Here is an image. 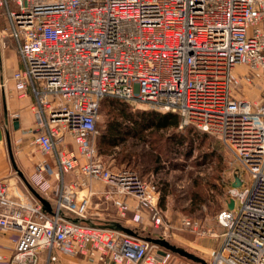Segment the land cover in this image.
I'll list each match as a JSON object with an SVG mask.
<instances>
[{"label":"built area","instance_id":"obj_1","mask_svg":"<svg viewBox=\"0 0 264 264\" xmlns=\"http://www.w3.org/2000/svg\"><path fill=\"white\" fill-rule=\"evenodd\" d=\"M0 7L22 64L13 74L17 96L33 97L30 143L54 166L40 160L29 175L51 212L0 180V229L15 233L7 264L168 262L170 251L158 244L85 221L98 193L121 215L128 198L156 206L135 170L98 156L104 97L178 114L223 142L241 171L216 213L220 241L208 264H264V84L257 101L244 96L255 79L264 81V0H0ZM181 222L197 229L191 217ZM149 225L164 238L166 228Z\"/></svg>","mask_w":264,"mask_h":264},{"label":"rangeland","instance_id":"obj_2","mask_svg":"<svg viewBox=\"0 0 264 264\" xmlns=\"http://www.w3.org/2000/svg\"><path fill=\"white\" fill-rule=\"evenodd\" d=\"M6 21L0 7V29L6 31L4 44L16 52L17 43L10 35ZM16 60L19 63L18 53ZM237 71L240 75L248 74L245 67H238ZM263 84L261 78L255 79L244 96L250 95L257 101ZM5 91L11 94L9 79ZM164 113L167 112L141 102L110 97L101 100L95 138L98 156L114 168L125 166L140 174L156 195V206L143 205L137 210L136 200L128 198L130 207L134 206V209L124 210L121 215L98 193L92 198L86 219L96 224L119 222L140 238L160 235L162 229L149 225L157 222L160 227L166 228L163 230L166 240L209 263L210 251L219 245L221 234L216 213L225 206L231 179L241 171V167L219 138L201 131L190 122H184L178 114H175L178 119L175 127L156 129L151 126L153 119ZM3 123L1 112L0 125L3 126ZM8 130L13 156L24 147L30 157L39 158L37 163L43 159L50 161L49 156L42 155L30 143L28 135L17 137V132L11 127ZM2 141L3 147L7 148L4 138ZM13 172L17 175L14 169ZM25 177L29 181V176ZM18 180L28 194L29 190L19 176ZM93 187L102 190L104 185L93 181ZM185 217L197 220V229L184 227L181 221ZM170 253L166 264H202L172 251Z\"/></svg>","mask_w":264,"mask_h":264},{"label":"crops","instance_id":"obj_3","mask_svg":"<svg viewBox=\"0 0 264 264\" xmlns=\"http://www.w3.org/2000/svg\"><path fill=\"white\" fill-rule=\"evenodd\" d=\"M7 27V21H6ZM6 31L0 29V114L4 115L5 111L8 110L7 115V128L12 127V121L17 119L19 126L17 129H13L17 137L29 136L30 132L34 130L36 123V114L31 108L33 103L32 95L19 98L15 89L13 74L15 71L21 68V60H16V52L13 48L8 49L5 46ZM15 42V41H14ZM11 88V94L5 93L6 86L8 84ZM4 81L5 88L2 87L1 83ZM4 126V123H3ZM2 124L0 125L3 128ZM16 165L23 172L25 176H29L35 170V164L39 158L30 157L25 148L22 147L14 156ZM48 162V161H47ZM50 166H53V162H48ZM67 174L66 176H68ZM53 180V177H50ZM0 180L5 181L8 184L10 191L20 196H26L24 189L21 187L18 176L14 174L12 165L8 158L7 148L3 147V141H0ZM135 205V204H134ZM132 206V205H131ZM134 207V206H132ZM130 207V208H132ZM134 208H132L133 210ZM130 210V209H129ZM15 236L14 231L0 229V264H7V260L13 251L12 238ZM65 264H88L84 259L74 258H63ZM90 264V263H89Z\"/></svg>","mask_w":264,"mask_h":264},{"label":"water","instance_id":"obj_4","mask_svg":"<svg viewBox=\"0 0 264 264\" xmlns=\"http://www.w3.org/2000/svg\"><path fill=\"white\" fill-rule=\"evenodd\" d=\"M7 124H8V120H7V115H6V111H5V120H4V126L3 128L0 127V141L4 138L6 141V146H7V153H8V158L9 161L12 165V168L16 171L17 175L20 177V179L23 181V183L25 184V186L27 187V189L34 195L35 198H37L43 205L44 209L47 210L48 212H51V205L49 203V201L42 196L31 184L30 182L27 180V178L25 177V175L23 174V172L18 168V166L16 165L14 156H13V152L11 149V144H10V136H9V130L7 128ZM19 126V122L17 119H14L12 121V127L13 129H17ZM233 186H239L240 185V181L238 179H236L235 182L232 183ZM227 207L228 208H232L233 207V200H230L227 203ZM86 222H92L89 219L85 220ZM104 225L110 226L112 228L118 229V230H122L126 233L129 234H134V232L132 231V229L125 227L123 225H121L119 222L116 221H109L108 223H105ZM144 239H146L149 242H152L154 244H158L159 246L163 247L164 249L170 250L174 253H177L181 256H184L186 258H189L191 260L194 261H198L201 262L202 264H208L206 263V261H204L202 258L198 257L197 255H194L193 253L183 249L182 247H179L175 244L170 243L168 240H166L165 238L162 237H152V236H147L144 237Z\"/></svg>","mask_w":264,"mask_h":264},{"label":"trees","instance_id":"obj_5","mask_svg":"<svg viewBox=\"0 0 264 264\" xmlns=\"http://www.w3.org/2000/svg\"><path fill=\"white\" fill-rule=\"evenodd\" d=\"M111 102V101H110ZM178 119L175 114L172 113H164L163 115L157 116L153 119L152 125L156 129H166L170 126H177ZM113 143V141H112ZM140 175V174H139ZM142 178V176L140 175ZM144 204L137 203L135 205V208L140 210L143 207ZM147 206V205H146Z\"/></svg>","mask_w":264,"mask_h":264}]
</instances>
